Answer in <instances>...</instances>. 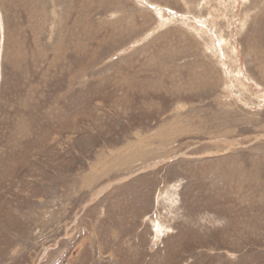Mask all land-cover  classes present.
Here are the masks:
<instances>
[{
    "label": "rangeland",
    "instance_id": "rangeland-1",
    "mask_svg": "<svg viewBox=\"0 0 264 264\" xmlns=\"http://www.w3.org/2000/svg\"><path fill=\"white\" fill-rule=\"evenodd\" d=\"M0 264H264V0H0Z\"/></svg>",
    "mask_w": 264,
    "mask_h": 264
},
{
    "label": "bare ground",
    "instance_id": "bare-ground-1",
    "mask_svg": "<svg viewBox=\"0 0 264 264\" xmlns=\"http://www.w3.org/2000/svg\"><path fill=\"white\" fill-rule=\"evenodd\" d=\"M162 17V16H161ZM51 41V40H50Z\"/></svg>",
    "mask_w": 264,
    "mask_h": 264
}]
</instances>
